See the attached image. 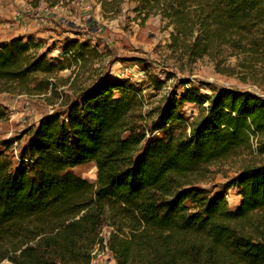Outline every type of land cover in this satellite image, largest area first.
<instances>
[{
	"label": "trees",
	"instance_id": "16d2710c",
	"mask_svg": "<svg viewBox=\"0 0 264 264\" xmlns=\"http://www.w3.org/2000/svg\"><path fill=\"white\" fill-rule=\"evenodd\" d=\"M97 1L105 16L124 3ZM132 1L142 20H167L171 45L189 58L210 57L223 72L222 60L241 55L264 80V0ZM54 49L34 35L1 42L0 91L57 94L62 71L99 56L77 37L64 39L56 57ZM187 102L198 107L191 121L177 113ZM142 103L129 79L101 74L64 110L40 118L15 161L13 142L2 143L0 263L88 264L108 217L120 232L109 243L117 264H264V161L227 183L240 196L234 209L225 191L200 187L216 163L245 151L264 157V96L188 90L167 100L162 127L151 131L139 123ZM6 117L0 105V120ZM88 162L95 182L72 171Z\"/></svg>",
	"mask_w": 264,
	"mask_h": 264
},
{
	"label": "rangeland",
	"instance_id": "374dc122",
	"mask_svg": "<svg viewBox=\"0 0 264 264\" xmlns=\"http://www.w3.org/2000/svg\"><path fill=\"white\" fill-rule=\"evenodd\" d=\"M72 1L74 0H0V11L3 14L6 4L10 5L11 2L13 6L8 5L11 13L18 12L28 17H33L26 12L28 7L35 10L42 6L49 11L51 8L56 10L59 16L52 31L60 35V39L55 36L44 39L46 46L55 45L58 49L64 39L77 37L70 35L76 34L79 39H89L99 53L92 64L62 71L59 76L66 82L65 85H59L57 94L14 89L0 91V105L7 112V117L0 120V149H3L2 143L5 140L13 142L8 153L14 161L29 140V130L37 125L42 116L64 110L67 105L63 104L74 100L79 90L92 84L99 75H112L114 70L119 73L125 67L133 69L131 76L127 78L129 83L142 90L143 103L137 113L141 118L139 123L149 131L162 127L160 113L167 100L173 97L179 99L188 90L199 95H213L221 88H230L264 96V80L250 72V69L258 68L240 60L241 55L227 56L228 52L224 51L223 56L228 58L222 60L223 72L218 70L216 62L210 57L189 58L171 45L173 28L167 20L159 15H151L142 20L135 11L137 5L132 0H124L121 11L115 16H105L98 1L92 0L95 6H90V14L93 13V16H85L84 19L78 8L72 5ZM65 16L67 19L63 18ZM6 19L5 16H0V43L13 30L11 21ZM87 21L89 22L86 23ZM79 23L86 24L87 28L81 27ZM57 49L52 51V56L58 55ZM246 66L250 68L246 69ZM156 81L163 82L162 87ZM33 86L34 84L31 85ZM177 113L183 119L191 121L198 115V107L187 102L178 107ZM156 130L155 137L163 135L162 128ZM263 161L264 157L247 151L241 152L236 157L212 165L207 181L200 187L207 189L211 195L225 191L229 207L234 209L239 204L240 196L234 186L227 189V183L248 164ZM72 171L90 182L96 181L97 169L93 162L75 166ZM119 233L114 221L106 217L98 236L103 242L93 245L88 264H117L109 243L111 236ZM6 248L3 246V250ZM0 264L12 262L5 258Z\"/></svg>",
	"mask_w": 264,
	"mask_h": 264
},
{
	"label": "crops",
	"instance_id": "0c3cea01",
	"mask_svg": "<svg viewBox=\"0 0 264 264\" xmlns=\"http://www.w3.org/2000/svg\"><path fill=\"white\" fill-rule=\"evenodd\" d=\"M8 5L9 4H6V8L3 9V10H5V14L2 13L3 11H0V16H5L7 18L6 21L7 20L11 21L10 25L13 26V30H11V32L13 34L10 33V36H6L4 41H8L11 38L17 37V36L28 37L29 35H34L37 38H43V39L51 38L52 36H55V38H59L60 35H57L56 33H54L52 31L53 30L52 27H54L56 25V22L58 21V16H59V13L56 10H54L53 8H51L49 11L50 24L47 26H44V27H39L36 25V23L32 19V17L23 16V14H20L18 12L11 13L9 6L10 5L13 6L12 2L10 3L9 6ZM72 5H75V7L78 8V10L81 12V14L83 16V19L85 18V16H89V17L93 16V13H92V15L90 14L91 13V10H90L91 7L90 6H95L92 0H74V1H72ZM64 12L68 13L67 11H64ZM94 13H95V11H94ZM63 18L67 19V16H65ZM88 22L89 21H87L86 23H88ZM78 25H80L81 27L87 28L86 24H80L79 23ZM70 35L79 37V35H76V34H70ZM52 40H54V39H52ZM81 40L83 41L84 39H81ZM57 50L59 51V49H57ZM114 75H116L118 77V73H116L115 70H114V74L112 73V76H114Z\"/></svg>",
	"mask_w": 264,
	"mask_h": 264
},
{
	"label": "built area",
	"instance_id": "2783aa9c",
	"mask_svg": "<svg viewBox=\"0 0 264 264\" xmlns=\"http://www.w3.org/2000/svg\"><path fill=\"white\" fill-rule=\"evenodd\" d=\"M26 12L31 13L33 15L32 19L35 21L37 26L44 27L50 24V15L48 8H44L41 6L34 10L32 7H28L26 9ZM132 70H133L132 67H125L119 71L118 77L129 78L131 76Z\"/></svg>",
	"mask_w": 264,
	"mask_h": 264
}]
</instances>
